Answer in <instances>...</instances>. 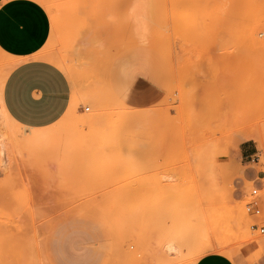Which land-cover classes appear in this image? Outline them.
Returning a JSON list of instances; mask_svg holds the SVG:
<instances>
[{
  "label": "rangeland",
  "instance_id": "rangeland-1",
  "mask_svg": "<svg viewBox=\"0 0 264 264\" xmlns=\"http://www.w3.org/2000/svg\"><path fill=\"white\" fill-rule=\"evenodd\" d=\"M30 1L50 27L32 58L71 101L48 128L15 123L2 90L20 60L0 43V264H55L48 241L70 237L87 264H264V0Z\"/></svg>",
  "mask_w": 264,
  "mask_h": 264
},
{
  "label": "crops",
  "instance_id": "crops-1",
  "mask_svg": "<svg viewBox=\"0 0 264 264\" xmlns=\"http://www.w3.org/2000/svg\"><path fill=\"white\" fill-rule=\"evenodd\" d=\"M32 18L27 21L24 16ZM27 21V22H25ZM50 33L48 16L44 9L30 0H5L0 3V43L10 49L20 62L9 72L2 90V103L8 116L18 125L31 130L48 128L61 119L70 106V85L66 75L56 66L32 56L48 40ZM242 157L255 155L252 145L244 141L239 146ZM237 188L242 191L253 184L243 169ZM258 187L262 184L259 182ZM104 229L98 228L97 255L104 253ZM65 236V233L51 235ZM103 235V236H101ZM264 236V234H263ZM260 243L264 245V238ZM60 244L54 245L52 244ZM48 244L50 258L55 264H87L84 251L78 246L83 240L74 238L51 239ZM97 264H106L104 255ZM232 259L217 253H208L195 264H235ZM236 263L239 264L236 259Z\"/></svg>",
  "mask_w": 264,
  "mask_h": 264
},
{
  "label": "bare ground",
  "instance_id": "bare-ground-1",
  "mask_svg": "<svg viewBox=\"0 0 264 264\" xmlns=\"http://www.w3.org/2000/svg\"><path fill=\"white\" fill-rule=\"evenodd\" d=\"M258 36V35H257ZM92 53H90V55H91ZM89 58V57H88ZM83 100H84V102H86V105L88 104V105H90L91 107L90 108H92L93 107V109H96L97 110V106H98V103H99V97L96 95V94H91V93H88L86 96H84L83 97ZM92 109V110H93ZM88 110V109H87ZM99 116H101V115H99V114H97V113H92V114H90V116H89V121L92 123V121H93V123L94 124H96L97 122H100L99 120L100 119H98L97 121H96V119L95 118H99ZM91 117V118H90ZM92 118H94V120H92ZM100 118H102V117H100ZM96 123H95V122ZM88 123V122H87ZM90 124V123H89ZM93 124V125H94ZM240 140H247V137H241V139ZM258 143V146H259V148L260 149H262V144H261V142H257ZM241 172H242V170H238V173L239 174H241ZM2 190V189H1ZM4 195V197L6 196L5 194H3ZM7 197V196H6ZM8 197H10V196H8Z\"/></svg>",
  "mask_w": 264,
  "mask_h": 264
},
{
  "label": "built area",
  "instance_id": "built-area-1",
  "mask_svg": "<svg viewBox=\"0 0 264 264\" xmlns=\"http://www.w3.org/2000/svg\"><path fill=\"white\" fill-rule=\"evenodd\" d=\"M246 211L249 215H253V216H257L260 214V199L257 195L256 190H253L250 194V199L246 204ZM260 233L264 234V225L260 228Z\"/></svg>",
  "mask_w": 264,
  "mask_h": 264
}]
</instances>
